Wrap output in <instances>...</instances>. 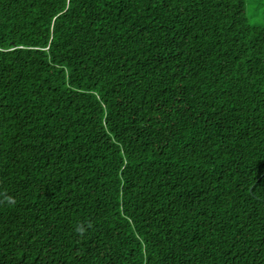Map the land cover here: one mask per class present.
Here are the masks:
<instances>
[{
    "label": "trees",
    "instance_id": "16d2710c",
    "mask_svg": "<svg viewBox=\"0 0 264 264\" xmlns=\"http://www.w3.org/2000/svg\"><path fill=\"white\" fill-rule=\"evenodd\" d=\"M261 15L0 0V264H264Z\"/></svg>",
    "mask_w": 264,
    "mask_h": 264
},
{
    "label": "rangeland",
    "instance_id": "374dc122",
    "mask_svg": "<svg viewBox=\"0 0 264 264\" xmlns=\"http://www.w3.org/2000/svg\"><path fill=\"white\" fill-rule=\"evenodd\" d=\"M255 1L260 2L261 0H255ZM263 1H264V0H262V2H263ZM249 14L252 15L250 11H249ZM259 19H260L261 21H264V15H261V16L259 17Z\"/></svg>",
    "mask_w": 264,
    "mask_h": 264
}]
</instances>
